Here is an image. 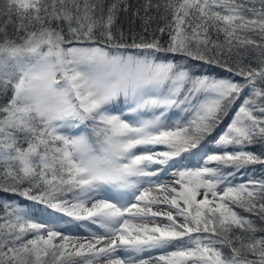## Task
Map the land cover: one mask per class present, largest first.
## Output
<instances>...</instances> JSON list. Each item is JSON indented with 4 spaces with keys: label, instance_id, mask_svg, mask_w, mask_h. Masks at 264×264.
I'll return each mask as SVG.
<instances>
[{
    "label": "snow or ice",
    "instance_id": "1",
    "mask_svg": "<svg viewBox=\"0 0 264 264\" xmlns=\"http://www.w3.org/2000/svg\"><path fill=\"white\" fill-rule=\"evenodd\" d=\"M254 165L264 0H0V264H264Z\"/></svg>",
    "mask_w": 264,
    "mask_h": 264
},
{
    "label": "trees",
    "instance_id": "2",
    "mask_svg": "<svg viewBox=\"0 0 264 264\" xmlns=\"http://www.w3.org/2000/svg\"><path fill=\"white\" fill-rule=\"evenodd\" d=\"M120 23L124 27L125 30H127L129 28V26H130L129 19L127 17H121ZM132 26L135 27V25H132ZM231 116H232V113H229V116L225 119L224 124L228 123V121L231 118ZM224 124H222L220 126V128L217 129V133L220 132L221 129L224 128ZM214 135H215V133H214ZM213 150H214V147H213L211 141H209L208 144H207L206 151L211 153ZM252 150L253 151H257V152L260 151L259 148H254ZM262 170H264V166L254 165V166H251V168H249L248 174H252V172L254 171L255 172V178H260ZM169 177H171V176H165L164 179L169 180L170 179ZM244 178L246 179L247 177L245 176ZM8 199L11 200V199H14V197L9 196Z\"/></svg>",
    "mask_w": 264,
    "mask_h": 264
},
{
    "label": "rangeland",
    "instance_id": "3",
    "mask_svg": "<svg viewBox=\"0 0 264 264\" xmlns=\"http://www.w3.org/2000/svg\"><path fill=\"white\" fill-rule=\"evenodd\" d=\"M170 179L169 180H171V177H169Z\"/></svg>",
    "mask_w": 264,
    "mask_h": 264
}]
</instances>
